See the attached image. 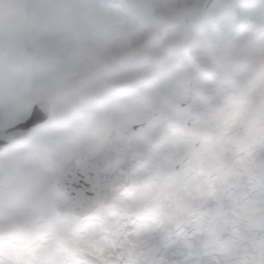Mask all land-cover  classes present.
<instances>
[{"label": "rangeland", "instance_id": "rangeland-1", "mask_svg": "<svg viewBox=\"0 0 264 264\" xmlns=\"http://www.w3.org/2000/svg\"><path fill=\"white\" fill-rule=\"evenodd\" d=\"M191 1L192 0H132L127 7H119L111 6L110 4V6L105 5L100 3L99 0H21L19 7H21L22 16L26 19L27 24H18L13 20L9 21L7 18L9 17L8 12L0 8V126H12L20 120L23 121V119L28 115L32 99L35 97H37V99H41L43 96L46 98L45 91L49 92L48 96L53 100V121H55L57 117L65 115L68 108L66 106L63 108L60 107V103L58 102V90L60 91L62 88L63 90H66L69 88V84L72 79L75 78L73 76H75L76 72L73 64L71 66L73 45H79L81 42L83 45L86 44L88 53L90 52L89 48L95 50L94 45H101L100 50H95L91 54L94 55L95 60H97L96 57L99 52L107 49V45L102 47V45H104V40L105 42H110L108 43L110 44V47H115L117 44L122 43L120 40H122V34H125L124 29L126 26L132 27L133 23L134 26L132 28L137 25H147L148 27L156 23H162L163 21L155 20L152 16L155 11L170 12L171 14L179 13L181 16L180 19L173 21V23L179 27L181 35L186 34V39H194L195 42H200L201 46H203L205 50H211V46H216L217 49L221 46L219 48L220 50L218 49V52H221L222 54L232 52L238 55V57L245 62L247 66L249 61L253 62L256 60V62L258 61L256 66L262 72L264 65V48L259 47L261 45L258 44H261V41L264 40V0H247L245 3L236 6L232 10L225 9L222 0H212L213 3L208 9V13L210 15L209 19L207 20L205 27H203L199 32H193L189 29L183 30L179 26L182 22L185 24L184 19L194 16L195 11L197 10L196 8L199 5L207 3L204 0H196L197 4L192 6ZM42 12L45 16V20L42 19L38 21L34 19L33 16H35V14L41 15ZM57 15L61 16V19L58 21H56ZM49 16L54 17L50 22ZM29 17L31 18L29 19ZM129 20L133 21L129 22ZM42 22H49V25L53 24L52 28L54 29L56 26V30L58 31H50L48 29L45 31L46 26ZM58 23H62V27L58 26ZM239 23H243V25L241 26ZM161 26H163V24ZM24 27L33 29V33H30V35H36L38 30L41 33L46 32L47 35L49 34L48 39L51 41H48L47 46L43 44L39 45V43H33L28 50L26 43L24 44L23 38H21L22 36L18 32L15 36L8 38L4 36V32H9V30L16 32L18 28L23 29ZM137 33L139 34V32ZM58 37L62 39L61 44L58 47H63L66 56H62L63 59L59 64L47 63L49 58L48 56H51L49 51L54 48L53 46L55 45V40L56 38L58 39ZM130 39L131 38L128 40ZM197 47L200 48L199 45ZM33 48L35 49V53L31 54L33 52ZM38 49L39 56H47L44 59L42 58L43 60L40 61L38 56L34 57L37 55L36 53ZM218 52L216 51L217 54ZM117 53L118 52L116 51L114 54ZM11 54L12 56H10ZM29 55L32 57L29 58ZM49 60H51V58ZM213 63H215V60H213ZM30 89H36L37 95H28L27 91ZM260 95H262V91L260 92ZM144 110H147L146 105ZM127 111L126 120L128 125L132 122L134 117L133 114L136 112V109L130 108V110L128 109ZM108 113H106V117L112 119L113 117L111 114H113V112ZM50 131L51 132H45L43 137H47V139L53 141L56 137V133L58 134V131H55V129ZM67 142L70 147L69 149H67L68 147L63 148V144H60V148L55 149L57 146L52 143L50 145V154L52 157L54 156V158L47 160L49 162L45 161L44 165H42L43 167H40V175H31L30 179L19 169L15 172V175H13L11 179L7 177L8 168L12 169L15 165L17 168L20 165L18 161V151H15L12 156L5 155L1 157L0 224L3 222L12 224L15 223V226L20 228L23 224H17V220L22 219L25 215L24 213H27L29 210L33 212L37 211V214L34 216L37 217L38 221L40 219L45 220L46 234H48L47 232L51 230L52 226H57L59 227V233L62 235L59 239L62 240L60 243H62L63 247L66 246L64 245L66 241L72 242L74 240L71 235H73L72 231L77 230L76 224L71 223L70 221L57 219L53 216L55 213L54 208L56 203L63 199L55 188L51 190V201H47L48 205L46 208L41 205L39 207V205L33 204L26 210L25 205L22 202V198L29 193V199H31L37 194L38 190H43L46 187L47 189L51 188L49 187L50 179H52L53 176H56L55 170L60 166V162L67 155L78 151V149H76L69 140ZM202 154L205 153L201 152V155ZM56 155L57 159L55 160ZM223 157L224 156L217 154V162L212 161L210 163L214 167L213 169L219 168L222 164ZM227 158L230 159L228 155ZM25 164L28 166L35 164L39 167L38 160L34 158L27 159ZM55 164L57 167L53 169ZM242 164L243 163H239V168L242 167ZM253 177V183L248 182L247 185L245 182L246 178L239 175L237 186L238 191L233 192L235 195L232 198L223 194L221 205L218 206L222 209L223 207H227L229 203H233L236 207L235 210H238L237 212L245 213L246 218H241V220L242 224H244L243 228L246 232H249V229L247 230V226L250 227V225H247V222L250 220V215L259 212L258 210H264V172L261 175H255ZM26 178L29 181H26ZM234 178H236V175L233 179ZM200 189H202L201 186ZM168 190L169 189L164 188L161 193H156L154 189L151 188L146 192L145 195L147 198L142 200L143 203L141 208L144 210V208L150 206L152 209L160 207V209L164 208L165 210H172V205H174L175 208L182 209L185 212V209H188L189 205L196 204L201 198L205 197V191L203 190H201L202 193L201 191L197 192V195L195 191L191 192L189 190L171 191L170 194H174V198L172 199L170 205H168L165 199L166 195L164 194L169 193ZM133 197H135V193L133 194ZM234 197L237 198L234 202H232ZM48 210L50 212H48ZM50 213L52 216H50ZM208 213H210V211ZM147 215L148 214H146L145 217H147ZM190 215L191 214L184 219L187 221ZM242 215L243 214H241L240 217ZM145 217H143V219H145V221L148 220ZM221 219L222 218L219 220ZM149 220L150 222L144 221L146 225L145 227H142L144 224L140 225V228H138L139 231L137 232L138 235L136 233V237L133 238V245L139 248L141 255L133 261L125 262V264H161L165 257L173 255L175 252L178 255L177 258H179V261L182 264H194L196 262H194V259L192 258L195 256L194 249H198V246H202L201 249H203V246L212 243V238L202 240L203 245L201 241H198L206 235L205 232L204 234L202 232L203 227L208 228V226L201 224L200 226L202 231L199 230V232H197L198 237L192 239H174L171 244L173 238L167 235L168 229L163 231V235L156 234V225L154 224H157L158 222L154 223V217ZM239 220L240 219L236 221L238 222ZM23 221L25 222L27 220ZM199 221L205 222L206 219L202 215L200 216ZM28 222H30L29 224L33 226V221ZM28 222L26 223L28 224ZM182 223L183 222H180L179 224ZM238 224L235 223L236 228L238 227ZM160 225H162V223ZM32 230L33 228L31 231ZM96 230L97 227H95L94 231ZM34 232L35 231L33 230L29 234ZM101 233L102 230H99L98 234ZM153 235H157L158 238L155 242ZM94 239L95 244L102 243L103 246L104 243L105 245L107 243V245L109 244V246H111L116 240L118 241L116 245H121L122 241L119 232H114L109 237H105L104 239L95 235ZM51 240H48V243L55 246L56 243L51 242ZM242 240L247 241V244H253L251 247H256V243H264V240L256 239V237H249L248 239L244 238ZM217 242L220 246L214 244L210 245L212 248L211 250H214L216 247H222L227 243V245L232 248V253L236 254L235 260L232 264H235L236 261L238 264H247L246 262H241L242 255L244 257L247 254L244 251L249 249V247H243L242 244H244V242L223 239ZM59 247L61 246L54 248L56 253ZM105 248L106 246H104V248L95 247V250L98 251L96 253L99 255L103 254L104 256L112 253V249L110 247L107 246V248ZM222 250L223 249L221 248L219 251ZM227 250L230 251V249ZM189 251L192 252L191 257L187 255ZM19 254L20 252L18 251V248L14 247V249L8 253V255L12 256L13 260H1L0 264H23L28 261L27 255L23 256L20 254L22 255L21 257ZM146 254H151V256H149L148 259H145L147 258ZM198 255L200 254L197 253L196 256ZM104 256L100 257L103 258ZM254 256L255 254L251 251L249 255H247V260H249V258L254 259ZM149 259L150 261L148 262ZM62 260L63 258L60 259L59 257L58 261ZM155 261L157 262L155 263Z\"/></svg>", "mask_w": 264, "mask_h": 264}, {"label": "bare ground", "instance_id": "bare-ground-1", "mask_svg": "<svg viewBox=\"0 0 264 264\" xmlns=\"http://www.w3.org/2000/svg\"><path fill=\"white\" fill-rule=\"evenodd\" d=\"M130 22V21H129ZM133 27V26H132ZM132 27L131 26H126L125 27V29H124V33H126V32H133V33H135L133 30H132ZM258 45H261V46H259V47H263L264 48V40H262L261 41V44L259 43ZM256 48H258V47H256ZM162 84L160 85V88H159V90H157L156 92L157 93H160V92H164V90H166V87H171V86H173V84H171L172 82L169 80V79H166V80H164L163 82H161ZM155 92V93H156ZM108 123V122H107ZM106 125L105 124H102V125H97V127H95V129L92 131V132H90V135L88 136V137H86L87 138V142L89 143V145H92L93 143H95V141L97 140V136H96V132H98V133H100L101 132V130L105 127ZM50 142V140L49 139H47L46 140V143H49ZM208 157H210V159L212 158L211 157V154H209L208 155ZM30 169L32 170V173H33V175H40V167H38L37 165H35V164H32L31 165V167H30ZM150 197V196H149ZM192 208L194 209V205H192ZM191 208V209H192ZM191 209L189 208L187 211L188 212H191ZM203 215V212L201 213V215L200 216H202ZM199 216V217H200ZM221 216H222V224L224 225L225 224V220L226 219H228V222L230 223V222H232L233 220H238V219H240L239 221H238V223H242V220H241V218H246V216H245V213H243V215L240 217V213H236V214H230L228 211H223L222 210V212H221ZM199 217H197V218H199ZM205 217V219H206V221L205 222H202V221H200V223L202 224V225H204V226H208L209 225V217H207V216H204ZM233 219V220H232ZM215 224H216V222H214V226H213V228H211L212 230H214V227H215ZM226 225V224H225ZM228 227H229V229H230V232H232L233 230L231 229V227L229 226V225H227ZM219 226H216L215 228H218ZM203 230L206 232V233H209V230H210V228H209V226H208V228L207 227H203ZM192 234H194V233H192ZM227 236L229 237V238H232V237H234L231 233H229V234H227Z\"/></svg>", "mask_w": 264, "mask_h": 264}, {"label": "water", "instance_id": "water-1", "mask_svg": "<svg viewBox=\"0 0 264 264\" xmlns=\"http://www.w3.org/2000/svg\"><path fill=\"white\" fill-rule=\"evenodd\" d=\"M20 129H21L20 127H16V128H14V129H12V130H9V131L4 130L2 133L6 134V135H9V134H12V133H14V132H18ZM100 201H101V198H100V197H97V198H95V199H92V201H90L89 203L86 204L85 209L82 210V211L86 212V211H88L89 209H92L96 204L102 202V201H101V202H100Z\"/></svg>", "mask_w": 264, "mask_h": 264}]
</instances>
